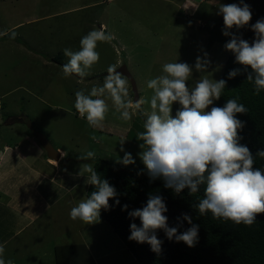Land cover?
<instances>
[{
    "label": "rangeland",
    "instance_id": "1",
    "mask_svg": "<svg viewBox=\"0 0 264 264\" xmlns=\"http://www.w3.org/2000/svg\"><path fill=\"white\" fill-rule=\"evenodd\" d=\"M192 2L0 0V32H9V35L0 36V147L4 143H18L15 140L17 133L22 131L20 134L24 136L25 132L34 129L47 135L54 148L65 151L66 162L74 160L76 165L88 163L93 166L96 161L106 160L126 170H144L145 166L138 156L141 151L140 142L136 139L137 134L144 130V118L139 112H135L130 121H123L111 99L105 94L109 111L103 128L94 129L74 108L75 92L79 89L90 91L93 86H102L105 78L103 74L107 73L110 65H115L117 69L123 65L127 68L135 82L138 99L145 101L152 95L146 82L161 75L165 63L178 61L192 65L193 73L188 81L190 87L204 77L220 80L229 52L224 45L230 37L222 34L224 23L222 15L217 14L218 7L220 3L240 4V0ZM101 24L106 25V31L113 34L114 39L98 43L99 62L89 69V75L83 80L76 76L65 78L62 67L50 59L59 53L64 55L65 48L78 50L81 37L94 28L98 29ZM12 30L18 33L15 39L9 38ZM205 52L211 65L207 72L200 73L195 70L194 65L197 56H202ZM67 59L63 57L62 65ZM128 89L133 101L129 82ZM179 107L178 104L173 105V114ZM143 108L150 110V105L145 103ZM15 116L29 119L32 127L7 125V120ZM92 136L97 139L93 140ZM121 139H126L124 150L131 153L135 164L125 166L117 162L124 155L120 151ZM87 151H93L95 158L84 161L77 159ZM77 191L79 192L78 189ZM64 215L63 213L62 218L65 223L61 219L60 228L65 227L64 224L68 226ZM105 224L101 226L107 232L108 226ZM90 225L96 228V223ZM96 229L95 233L89 231L88 234L92 239L87 241V248L92 255L105 253L103 230ZM68 239L72 240L70 233ZM10 244L15 245L16 241ZM93 244L97 245L96 250ZM18 245L20 251L12 254V258H22L24 264L40 262L42 254L36 257L38 252H33V244L27 245L30 250L28 256L24 252L25 243ZM41 246H44V240L41 245L36 244L39 250ZM42 253H45V248ZM102 256L105 255L97 256L94 261L101 260ZM75 259L76 264H88L80 256ZM129 260L132 258L124 251L123 255L118 254L95 263L124 264ZM20 262L21 260L15 263Z\"/></svg>",
    "mask_w": 264,
    "mask_h": 264
},
{
    "label": "clouds",
    "instance_id": "2",
    "mask_svg": "<svg viewBox=\"0 0 264 264\" xmlns=\"http://www.w3.org/2000/svg\"><path fill=\"white\" fill-rule=\"evenodd\" d=\"M218 15H222L224 27L222 34L230 37L224 48L235 56V63L244 67L246 80L254 83V94L264 90V18L250 25L254 33L251 43L235 34L248 26L252 20V11L248 4L241 0L240 4H223L218 7ZM9 35L8 31L0 32V36ZM18 33L12 30L10 39ZM114 39L113 34L106 31L101 24L83 35L79 49H63L67 62L62 72L65 78L76 76L83 80L89 75V69L99 62L97 51L99 42ZM211 65L208 54L198 55L194 68L197 72H207ZM250 69V71H248ZM193 73V66L187 62H169L162 66V74L149 79L147 88L152 90L148 101L138 99L133 102L129 97L128 80L115 65H110L102 86H93L91 90L79 89L75 92L74 108L94 129L103 128V122L109 111L105 94L111 99L123 121H130L135 112L144 118L143 131L136 139L140 142L138 153L144 170L137 174H146L149 182L160 179L163 186L175 194L185 189L189 195L197 193L204 185L203 198L193 208L203 216L211 212L214 219L231 220L236 224L251 226L258 214L264 213V170L255 167V158H264V149L255 155L246 145L240 143L239 131L245 126L237 118V114H246L248 109L238 103L237 99H228L222 107L213 106L221 98L226 87V80L200 78L195 85L188 84ZM240 74V69L230 70L228 79ZM148 103L150 110H144ZM180 107L173 114V105ZM210 111L208 110L209 107ZM133 109L135 111H133ZM96 140V136L91 137ZM126 139L119 141L123 158L117 162L125 166L135 164L131 153L124 150ZM95 153L87 151L80 154V161L94 159ZM90 174V185L94 191L82 198L69 212L70 219H79L85 224L99 222L101 210H109L110 199H116L118 193L107 179L98 174L91 164L81 163L77 177ZM125 204L122 210H127ZM168 211L164 198L158 194H149L146 204L128 212L133 221L139 219L140 225L130 224L129 241L139 244L147 243L151 251L159 254L163 241L158 239L157 231L163 230L169 241L183 242L192 248L198 243L200 225L193 223L190 214L184 213L177 218V224L170 227ZM183 221L190 225L180 232ZM5 246L0 245V264H14L5 259Z\"/></svg>",
    "mask_w": 264,
    "mask_h": 264
},
{
    "label": "trees",
    "instance_id": "3",
    "mask_svg": "<svg viewBox=\"0 0 264 264\" xmlns=\"http://www.w3.org/2000/svg\"><path fill=\"white\" fill-rule=\"evenodd\" d=\"M243 2L250 6L252 20L248 26L238 32L234 29L233 32L251 43L254 33L250 30V25L264 18V0ZM63 57L64 55L59 53L51 61L62 66ZM233 69H240V74L228 79V73ZM246 76L244 67L235 63V56L229 51L220 77L226 80V87L221 98L215 101L213 106L222 107L228 99H237L238 103L248 109L246 114H237V118L245 122V126L239 131L242 137L240 143L246 145L255 155L257 151L264 149V90L258 95L254 94V83L246 80ZM254 166L264 170V158L256 157ZM93 168L102 178L107 179L118 193L116 199L119 204L115 203V199H110L111 207L109 210H101L100 219L124 246L133 264H264V213L258 214L251 226L236 224L231 220L214 219L211 212L201 216L192 205L203 198L204 185L200 186L197 193L189 195L185 189L177 195L171 189L165 188L160 179L149 182L146 171L138 175L141 169L126 170L106 160L94 162ZM94 190L89 177L85 196ZM150 193L164 198L168 208L165 215L170 227L176 226L177 218L184 213L190 214L193 223L200 225L199 239L195 247L190 248L183 242L169 241L163 230L156 233L158 239L163 241L159 254L151 251L147 243L139 244L128 240L130 224L135 222L140 225L138 218L133 221L128 217V212L142 208ZM125 204L128 205L126 211L122 210ZM188 227L190 225L187 221H183L179 231L183 232ZM88 264L95 263L89 261Z\"/></svg>",
    "mask_w": 264,
    "mask_h": 264
},
{
    "label": "crops",
    "instance_id": "4",
    "mask_svg": "<svg viewBox=\"0 0 264 264\" xmlns=\"http://www.w3.org/2000/svg\"><path fill=\"white\" fill-rule=\"evenodd\" d=\"M19 117L9 118L7 125H26L11 123V120ZM32 130L25 132L24 136L21 135L22 131L17 133L15 140L18 143H4L0 147V245L5 246L4 258L13 260L14 264L21 260L20 264H24L22 258L11 257L20 251L18 243L21 242L25 243L24 252L27 256L30 252L27 245L32 244L33 252H38L36 257L42 254L38 264H76L77 256L93 262L97 256L105 255L102 256L103 260L94 261L98 263L118 254L123 255L126 252L124 246L108 227L107 232L102 228L105 222L101 219L96 223V228L103 230L105 253L92 255L89 252L87 244L92 239L88 237L89 231L95 233L97 229L79 219L73 221L69 212L86 197L90 174L77 177L80 163L76 165L74 160L66 162L62 149L52 146L60 152V157L57 162L49 159L36 139V133L40 132ZM63 213L68 226L64 224L65 227L60 228ZM69 233L72 240L68 239ZM43 240L44 246L39 250L36 244L41 245ZM15 241V245L10 244ZM93 247L95 250L98 248L96 244ZM43 248L45 253H42ZM132 262L129 260L124 264Z\"/></svg>",
    "mask_w": 264,
    "mask_h": 264
},
{
    "label": "water",
    "instance_id": "5",
    "mask_svg": "<svg viewBox=\"0 0 264 264\" xmlns=\"http://www.w3.org/2000/svg\"><path fill=\"white\" fill-rule=\"evenodd\" d=\"M117 71L124 74V76L127 78L128 82L130 84V87H131L133 102H135L136 100H138V94H137V89H136L135 82H134L132 76L130 75V73L128 72L127 68L124 65L121 66L120 68H118ZM106 75H107V73L103 74V76H106ZM12 121L18 122V123H25L27 125V127H29V128L31 127L30 121L23 116H20L19 118H15ZM36 139L38 140L40 146L45 151V153L49 159L55 160V161H57L59 159L60 152H58L57 150H55L52 147V145L49 143V141L47 140V138L44 135H42L40 133H36Z\"/></svg>",
    "mask_w": 264,
    "mask_h": 264
},
{
    "label": "bare ground",
    "instance_id": "6",
    "mask_svg": "<svg viewBox=\"0 0 264 264\" xmlns=\"http://www.w3.org/2000/svg\"><path fill=\"white\" fill-rule=\"evenodd\" d=\"M53 164V163H52Z\"/></svg>",
    "mask_w": 264,
    "mask_h": 264
}]
</instances>
